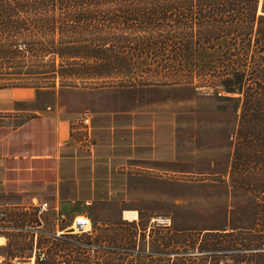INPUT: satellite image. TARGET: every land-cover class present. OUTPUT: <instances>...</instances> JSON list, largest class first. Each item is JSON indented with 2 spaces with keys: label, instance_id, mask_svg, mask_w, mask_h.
Wrapping results in <instances>:
<instances>
[{
  "label": "rangeland",
  "instance_id": "374dc122",
  "mask_svg": "<svg viewBox=\"0 0 264 264\" xmlns=\"http://www.w3.org/2000/svg\"><path fill=\"white\" fill-rule=\"evenodd\" d=\"M6 60L1 52L0 66L41 70L54 62L51 55L38 62ZM33 86L0 89V125L66 114L86 127L92 114L135 113L139 127L152 130L156 146L163 137L169 142L170 156L163 162L127 163L121 200L83 207L87 235L57 236L60 219L39 212V200L0 191V232L17 248L30 247L23 254L12 251L30 255L28 260H8L0 250V264H34L35 256L36 264H264V224L253 225L249 200L258 189L249 186L250 176L231 175L238 115L231 102L215 101L208 90L193 95L190 88L172 84L85 83L82 89L75 82L60 86L58 79H40ZM124 209L135 213L133 221L121 220ZM156 216L168 218L169 227H153ZM62 222L70 226L71 219ZM0 244L6 245L3 238Z\"/></svg>",
  "mask_w": 264,
  "mask_h": 264
},
{
  "label": "trees",
  "instance_id": "16d2710c",
  "mask_svg": "<svg viewBox=\"0 0 264 264\" xmlns=\"http://www.w3.org/2000/svg\"><path fill=\"white\" fill-rule=\"evenodd\" d=\"M1 52L9 62L47 55L54 62L41 70L0 66V89L36 88L40 79L82 89L172 84L231 102L238 112L231 175L252 178L253 225L264 224V0H0ZM0 238L8 260L30 258L12 253L29 246Z\"/></svg>",
  "mask_w": 264,
  "mask_h": 264
},
{
  "label": "crops",
  "instance_id": "0c3cea01",
  "mask_svg": "<svg viewBox=\"0 0 264 264\" xmlns=\"http://www.w3.org/2000/svg\"><path fill=\"white\" fill-rule=\"evenodd\" d=\"M88 118L86 127L66 114L0 125V191L45 204L46 213L60 219L57 236L69 233L70 226L62 221L82 216L83 207L121 200L127 163L163 162L170 156L169 142L163 137L156 146L152 130L139 127L138 114L96 113ZM120 218L130 222L135 213L124 209Z\"/></svg>",
  "mask_w": 264,
  "mask_h": 264
},
{
  "label": "built area",
  "instance_id": "2783aa9c",
  "mask_svg": "<svg viewBox=\"0 0 264 264\" xmlns=\"http://www.w3.org/2000/svg\"><path fill=\"white\" fill-rule=\"evenodd\" d=\"M84 120V119H83ZM86 123V120L83 121ZM39 212H43L46 209L45 204H41L37 207ZM153 227L155 228H163L166 229L169 227V220L163 216L154 217L151 222ZM90 229L89 221L84 216H76L71 220L69 231L75 235L88 234Z\"/></svg>",
  "mask_w": 264,
  "mask_h": 264
},
{
  "label": "bare ground",
  "instance_id": "6f19581e",
  "mask_svg": "<svg viewBox=\"0 0 264 264\" xmlns=\"http://www.w3.org/2000/svg\"><path fill=\"white\" fill-rule=\"evenodd\" d=\"M1 240V239H0ZM1 245V244H0Z\"/></svg>",
  "mask_w": 264,
  "mask_h": 264
}]
</instances>
